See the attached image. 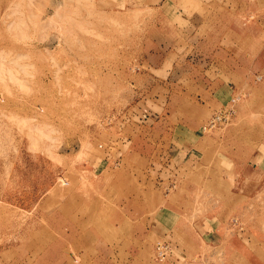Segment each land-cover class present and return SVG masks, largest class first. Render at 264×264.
Returning a JSON list of instances; mask_svg holds the SVG:
<instances>
[{
    "label": "rangeland",
    "instance_id": "1",
    "mask_svg": "<svg viewBox=\"0 0 264 264\" xmlns=\"http://www.w3.org/2000/svg\"><path fill=\"white\" fill-rule=\"evenodd\" d=\"M166 54L181 58L182 75L167 89L151 78ZM228 55L230 92L214 104L191 78ZM165 113L199 139V160L181 173V229L127 244L120 232L100 263L264 264V0H0V264H40L98 223V202L74 189L96 187L102 155L123 167L132 138L164 130ZM165 163L149 164L163 172L152 177L163 199L175 188ZM65 245L72 264H92L80 240Z\"/></svg>",
    "mask_w": 264,
    "mask_h": 264
},
{
    "label": "crops",
    "instance_id": "2",
    "mask_svg": "<svg viewBox=\"0 0 264 264\" xmlns=\"http://www.w3.org/2000/svg\"><path fill=\"white\" fill-rule=\"evenodd\" d=\"M199 1L204 4L205 2L224 3L229 0H192L193 3H198ZM167 2L169 0H160L161 6L167 5ZM189 18L194 20L198 17L191 12ZM199 29L200 27H193L190 32L195 34ZM168 56L169 54H166L160 58L157 64L152 66L154 72L151 75L152 80L161 83V88L166 89L172 87L173 82L175 84L182 77L180 73L181 58L172 59ZM226 61L230 69L234 68L233 64L235 61L231 60L230 55H228ZM220 63L217 60L211 61L203 71L202 76L199 75V78L196 79L191 78L198 85L201 83V93H205L208 97L207 99H211L214 104L224 99L230 92L228 85L231 83L229 80L233 76L231 75L232 69L225 75L229 67L225 64L220 65ZM204 89L209 90L208 93ZM168 92L171 94L170 91ZM169 116L170 114L165 113L162 119L166 120L161 119L159 121L163 124L164 130H155L154 125L148 128L142 126L144 127L142 136H138L140 138L135 140L132 138V145L130 146L132 149L129 150L128 160L123 167L114 168L110 166L113 160L111 156L102 155L99 158L98 170L96 169V187L84 188L79 186L74 189L72 195L70 193L73 196V194H77L75 191L79 190L85 196H89L88 198L85 197L84 201L87 200L90 203H93V201L98 202V205H96L98 223L97 218L93 217V222L87 227L86 220L82 219L80 227L86 225L87 229L81 235V238L78 239V235L71 234H68L67 237L65 236V239L62 237L61 240L57 241L56 246H51V249L48 247L40 254V264H72L69 257L70 254L66 250L65 245L71 238L80 240L83 249L87 248L88 251L94 252L95 255L90 254L91 260L86 257L85 260L87 262L101 264L100 261L109 258L110 251L113 250L114 245H118L120 242V232L122 234L125 233V238L121 243L127 244L128 242H134L137 237L149 238L152 233H160L163 236L160 239L164 240L168 230H171L169 233L174 236L175 231L181 229L179 228L180 224L176 226L173 223L176 216H178V211L183 209L179 204L180 200H178L177 195L184 191L187 192V188H183L181 184L183 179L181 173L189 160H192L193 163L199 160L198 152L195 149L198 147L199 139L195 131L183 133V124L179 117L177 119L176 116L177 122L170 124L167 121ZM150 135L157 136L152 138ZM194 152L197 153L195 154ZM158 156L161 159H158ZM223 156L227 158V156ZM157 161L160 163L166 162L165 165L171 168L172 171L175 170L173 174L169 175L168 181L164 180L165 183L169 182L175 187L173 193L167 195L166 199L159 197V192H156L159 188L155 185V178H152L153 175L158 178L163 175V172L156 173V171H152L149 165L157 163ZM65 182L63 183L64 185H69L67 179ZM164 185L160 192H163ZM190 192L193 194L192 189ZM204 194H209V192L206 191ZM94 207L95 205H93L92 210H95ZM96 225L98 226V231L90 229L95 228ZM139 239L136 242H140ZM93 249L96 250V253ZM80 251L82 253L83 250ZM166 264L173 263L166 262Z\"/></svg>",
    "mask_w": 264,
    "mask_h": 264
},
{
    "label": "built area",
    "instance_id": "3",
    "mask_svg": "<svg viewBox=\"0 0 264 264\" xmlns=\"http://www.w3.org/2000/svg\"><path fill=\"white\" fill-rule=\"evenodd\" d=\"M229 114V111H228ZM220 119V116L218 114H216L215 116H213L206 125H204L203 129L204 130H210L211 128L215 127L217 120ZM174 185L170 184L166 187V190H170L171 188H173ZM170 251V246L168 244V242L166 243L165 241L159 242L156 247H155V255L156 258L159 261H163L169 254Z\"/></svg>",
    "mask_w": 264,
    "mask_h": 264
}]
</instances>
